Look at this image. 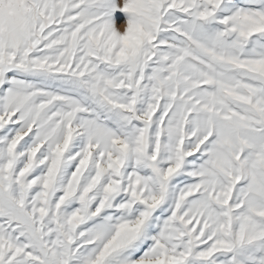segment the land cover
<instances>
[{"label": "snow or ice", "instance_id": "6c2138e0", "mask_svg": "<svg viewBox=\"0 0 264 264\" xmlns=\"http://www.w3.org/2000/svg\"><path fill=\"white\" fill-rule=\"evenodd\" d=\"M0 264H264V0H0Z\"/></svg>", "mask_w": 264, "mask_h": 264}]
</instances>
